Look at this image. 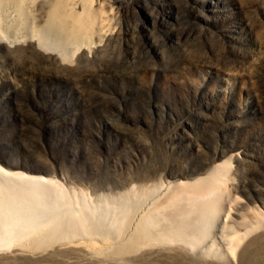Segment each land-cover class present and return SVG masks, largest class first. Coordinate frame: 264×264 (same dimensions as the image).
Masks as SVG:
<instances>
[{
  "label": "rangeland",
  "instance_id": "obj_1",
  "mask_svg": "<svg viewBox=\"0 0 264 264\" xmlns=\"http://www.w3.org/2000/svg\"><path fill=\"white\" fill-rule=\"evenodd\" d=\"M99 1L113 24L91 52L62 62L36 42H0V164L94 205L105 195L142 205L152 194L142 188L229 161L214 237L220 250L234 238L239 252L264 234L251 231L264 217V0ZM39 256L8 249L0 264Z\"/></svg>",
  "mask_w": 264,
  "mask_h": 264
},
{
  "label": "bare ground",
  "instance_id": "obj_2",
  "mask_svg": "<svg viewBox=\"0 0 264 264\" xmlns=\"http://www.w3.org/2000/svg\"><path fill=\"white\" fill-rule=\"evenodd\" d=\"M112 24V9L104 1L0 0V42H36L62 62L85 48L91 52L94 40ZM230 169L224 160L198 178L169 182L163 190L142 188L152 193L142 205L128 204L123 195H105L94 205L57 180L0 164V253L40 254L37 264H145L151 256L167 259L163 264H264V234L237 253L240 243L234 238L223 250L216 246L214 228L229 198ZM132 215L134 228L131 222V232L124 234ZM256 225L251 231L264 228V217ZM105 239L111 242L104 246ZM146 246H151L148 252L134 258L137 248Z\"/></svg>",
  "mask_w": 264,
  "mask_h": 264
}]
</instances>
